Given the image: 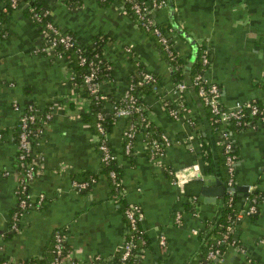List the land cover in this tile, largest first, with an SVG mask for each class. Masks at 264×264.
I'll use <instances>...</instances> for the list:
<instances>
[{
  "label": "crops",
  "instance_id": "crops-1",
  "mask_svg": "<svg viewBox=\"0 0 264 264\" xmlns=\"http://www.w3.org/2000/svg\"><path fill=\"white\" fill-rule=\"evenodd\" d=\"M165 1L155 10L154 19L166 28L171 49L183 61L179 71L184 74L193 47L202 44L209 62L204 75L218 84L223 106L254 98L264 101V0ZM30 3L20 2L7 10L6 1L0 0V260L19 263L49 255L53 233L62 229L70 254L84 264L96 255L102 263L131 264L119 260L126 228L123 199L143 209L141 225L148 244L141 264L195 263L203 247L205 225L221 210V196L202 192L205 186L217 185L218 173L216 129L202 100L188 86L184 93L187 110L179 117L170 114L177 81L175 65L121 1L39 0L49 10V18L70 30L80 45L87 46L99 37L105 40L103 53L112 66L102 77L101 88L109 97L104 104L106 114H112V102L121 98L141 71L157 77L156 90L143 91L142 99L151 121L171 142L163 160L154 163L140 130L126 152L123 130L127 118H114L107 143L116 156L113 166L123 187L124 195H118L102 160L94 126L83 118L89 108L87 97L68 78L62 58L35 51L45 33L27 10ZM30 104L40 112L51 104L55 107L33 145L40 164L28 181L31 203L13 230L11 219L18 202L17 125ZM232 138L237 155L235 184L252 186L263 196L257 214L235 222L231 231L237 246H223L221 264H264V122L253 120L233 131ZM209 151L213 170L202 158ZM193 163L206 170L207 178L189 180L181 190L165 169ZM80 181L89 184L79 189L74 182ZM40 194L43 200L38 204ZM245 194L246 190H237L240 207L246 205ZM194 198L196 212L186 211L185 202ZM177 210L182 212L181 224L175 221ZM161 235L164 246L159 244Z\"/></svg>",
  "mask_w": 264,
  "mask_h": 264
},
{
  "label": "built area",
  "instance_id": "built-area-1",
  "mask_svg": "<svg viewBox=\"0 0 264 264\" xmlns=\"http://www.w3.org/2000/svg\"><path fill=\"white\" fill-rule=\"evenodd\" d=\"M122 4L130 3V8L136 15V21L138 24H142L145 27L154 25V32L160 41L168 49L170 41L166 35V31L163 32L155 26L156 21L154 19V12L157 8L162 7L166 4L165 0H119ZM16 0H11V5H16ZM30 15L36 21V23L42 27L45 33V40L40 45L36 46L35 51L45 52L53 57H59L64 60L67 64L66 74L77 88L78 86H84L85 89L94 97L95 101H105L107 94L101 91L102 85V73L107 74L112 66L104 56L103 51L96 52L92 56H88L84 53V49L81 48L80 44L76 41L74 35L70 32H65L57 25L51 18H49V10L45 9L39 11L35 6L30 5ZM38 21V22H37ZM43 23V24H42ZM77 59L78 65L81 66L82 83L77 84L75 81L76 71L69 64V59L72 54L64 53V49H72ZM203 62H208V50L203 51ZM168 54L171 58H175L176 53L169 47ZM74 56V55H73ZM181 63L175 64V69H182ZM150 84L151 90H156L157 77L151 72L141 71L138 78L130 81L128 87L121 96L120 102H112V115L113 119L119 116L130 117L137 113V118H133L128 126L123 130L124 148L126 152H129L133 146L134 138L136 133L142 128L144 136V147H149V158L154 163H159L163 160L165 154V148L170 144V139L163 132L154 136L146 137L150 129L148 125L151 122L148 108L145 103L140 99L142 98L143 92L138 90V85ZM191 84L197 85V95L202 100V103L209 108L211 119L213 122H220L222 127L220 128L217 141L223 144V150L225 152V164L228 172L226 192L228 194H234L236 189L234 182V168L237 155L234 148V141L232 138L233 130L229 127L232 120L239 125L241 128H245L250 124L249 120L242 119L246 114L244 108H249L248 112L250 116H257V118L264 122V107H261L253 102V99L245 101H236L231 106H223L220 102V88L216 82L209 81L204 74L196 73L193 76ZM188 85L184 79L177 80L174 86V105L170 108V114L174 117H179L182 112L187 110V104L185 102V92ZM70 101V100H69ZM123 101V102H121ZM122 103V104H121ZM54 104L49 105L44 112H40L33 105L22 111L19 116L16 134L17 144V156L19 159V171L17 175V208L13 212L11 219V228L16 230L20 222V217L23 215L25 209L31 203L30 194L28 193V181L34 177L38 164L40 161L34 157L33 145L37 138H39L54 113ZM105 110L97 112V119L95 122L96 135L98 140V148L101 152L102 160L105 164H110L109 174L114 187L118 191V195L123 194V187L121 180L117 177L116 167L113 164L116 162V156L110 149L107 143V128L105 125ZM189 122H192L189 119ZM34 141V142H33ZM168 173L172 176V181L184 189L185 183H187L194 174L198 175L199 180H206L208 173L203 170L198 163H193L179 169L166 167ZM185 170L186 172L180 173ZM89 182L80 181L74 182V185L83 189L87 187ZM43 195L40 194L37 203H41ZM193 200V199H192ZM246 205L244 207L238 206L235 215V220L231 226H229V232L225 233L222 238L217 241L221 245L225 246L228 244L236 245V239L232 236V228L235 222L241 220L245 216H251L258 212V197L254 193L252 186H248L245 194ZM124 216L126 220L125 236L121 246V253L119 260L122 262H129L131 264H141L143 251L145 244L147 243L142 228V220L144 218L143 209L138 203H131L129 206L124 208ZM175 221L177 224L183 222V216L181 210H177L175 213ZM194 233H198L196 229L192 230ZM65 233L62 229H56L53 233V247L52 256L46 264H84L77 260L70 254L69 249L65 244ZM159 244L164 246L166 244L165 237L160 236ZM240 247V246H238ZM241 248V247H240ZM205 261L198 260L196 264H221L222 248L216 247L209 249L205 256ZM31 264H40L34 262ZM85 264H108L102 263L101 256L96 255L89 263Z\"/></svg>",
  "mask_w": 264,
  "mask_h": 264
},
{
  "label": "trees",
  "instance_id": "trees-1",
  "mask_svg": "<svg viewBox=\"0 0 264 264\" xmlns=\"http://www.w3.org/2000/svg\"><path fill=\"white\" fill-rule=\"evenodd\" d=\"M5 1H6L7 10H9L11 7H13L11 5V0H5ZM25 1H28L29 3L31 2L27 6V10H28L29 13H30V11H29L30 5L35 6L39 11H43V10L47 9L46 7L42 6L41 3H39V0H16V2H17L16 4H18L20 2H25ZM98 1L102 2V3H108V2H112L113 0H98ZM123 6L126 9V11L128 12V14L132 15L136 19V15L134 14L133 10L130 8V3H126L125 2L123 4ZM1 22H2V20L0 19V24H1ZM139 25L145 31L149 32L152 36H154L155 40L158 43L159 48L164 53V55L166 56L167 60L171 61L174 65L177 62H183L180 58H178V56H175V58H171L170 57V55L168 54V49H169V47L171 48V42L169 43L170 46L168 47V49L166 47H164V45L162 43H160V41L158 40V38H157V36H156V34L154 32V25H151L148 28L143 26L142 24H139ZM155 26L158 27L163 32L166 31V28L164 26H161V25H159L157 23L155 24ZM65 32L72 33L70 30H67V29H65ZM104 43H105V40L101 39L99 37V38H95L92 41V43L87 45V46H84V45H80V46H81V48L84 49V53L86 55L92 56L96 52H100V54H101V52L103 51ZM196 48H197V51H196V54H195V58H194V60H193V62L191 64V67H190L189 79H190L191 82H192L194 74H196L197 72L204 74V71H205V69L207 68V66L209 64V62H203V59H202L203 58V54H204L203 51L205 49L207 50V48L204 45H202V44H198L196 46ZM64 53L72 54L71 58L69 59V64L76 71V74H75L76 83L77 84H81L82 83V76H81L82 68H81L80 65H78L77 59L75 58V54L73 52V48L72 49H64ZM175 74H176V80H182V79L185 80L184 74L181 71H179V70L177 71L176 70ZM104 75L105 74L102 73L101 78ZM77 88H79L78 92L81 95L87 97L88 102H89L88 111L83 114L84 115L83 118L85 120H87L90 124H92V126H94V129H95V122H96V119H97V112L105 110L104 109V104L109 99V97L107 95V99L105 101L97 102V101H95L94 97L85 89L84 86L81 85V86H78ZM193 88H194L195 92H197V89H198L197 85H194ZM137 89L141 90L142 92L143 91L145 92V91H149L151 89V87H150V84L146 83V84H143V85H138ZM101 91L104 92L102 89H101ZM120 100L121 99L119 98V99H116L114 101L116 103H118V102H120ZM140 100L142 102H144L142 98ZM121 102H123V101H121ZM253 102L256 103L257 105L261 106V107H264V101L262 99L254 98ZM204 106L206 107L208 116H211L209 108L206 105H204ZM248 110H249V108H246V107L244 108V112L246 114L243 116L242 119H245L247 121L249 120L250 123L251 122L253 123V120H255V121L259 120L257 118V116L253 117V116L248 115L249 114ZM137 117H138L137 113H135L133 116L126 117L127 118L126 127L128 126V124L130 123V121L133 118H137ZM104 122H105V125H106V128H107V131H108L109 128L111 127V125H112V122H113V115L112 114H105V121ZM214 127H215V129L217 131V132L215 131L216 134L214 136V144L216 145L217 150H218V162H217V168H216L217 172H218L217 173V179L220 180V182L224 186L225 190H224V193L221 195V210H220L219 215L215 219L209 220L206 223V225H205V228L203 230V235H204L203 236V247H202L201 252L197 256L195 263L198 260L205 261L206 260L205 256H206L207 251L209 249L216 248V247L223 248V245H221V243L218 242L217 240L219 238H222L225 233H227V232L230 233L229 232V226H231L233 224V222L235 220L236 211L238 209L236 207V205H235V203H237V192H235L234 194H228L226 192V187H227L226 182H227V178H228L229 174H228L227 169H226L225 152L223 150V144L219 143L217 141V138H218L217 135H218V132H219L220 128L222 127V125H221L220 122H214ZM229 127L233 131H237V130L242 129L241 128L242 126L237 124L235 122V120L231 121ZM148 129H150L151 132H149V134L146 136L147 138L149 136H154L155 137L157 134L161 133V131L157 128V126L152 121L149 123ZM140 130H142V128ZM95 131H96V129H95ZM145 148L148 151V155H149V147L146 146ZM234 148H235V144H234ZM235 152H236V148H235ZM202 158H203V160L205 159L207 161V163H208L207 166H209L207 168H209L210 170H213L215 165L213 166L211 151H209L207 154H205V152H203ZM105 165H107L106 168L110 169V167H111L110 164H105ZM167 167H169V166H167ZM165 171L168 172L166 169H165ZM116 172L118 174L117 177L119 178V173H118V169L117 168H116ZM254 193L258 197V201H259L258 204H259L260 200L262 199V196H263L262 192L254 190ZM120 202H121V205L123 207V210H124V208L129 206V204L124 202L123 199ZM185 210L189 211V212H196V210H197V200L195 198L193 200H187L185 202ZM258 210H259V206H258ZM147 244L148 243L145 244V248L147 247ZM52 247H53V242H52V246H51V250H50V254L49 255L36 257V258H30L29 260H26L24 262H19V263H16V262H13V261H8V260H0V264H31V263H34V262H39L40 264H46L50 260V258L52 256ZM126 261L130 262V260H126ZM195 263H193V264H195Z\"/></svg>",
  "mask_w": 264,
  "mask_h": 264
},
{
  "label": "water",
  "instance_id": "water-1",
  "mask_svg": "<svg viewBox=\"0 0 264 264\" xmlns=\"http://www.w3.org/2000/svg\"><path fill=\"white\" fill-rule=\"evenodd\" d=\"M174 27H176V26H174ZM196 51H197V48L194 46L193 50H192V54H191L190 58L188 59V62L186 64V66H185V71H184L185 82L193 90H194V88H193V85L191 84V81L189 79V75H190V67H191V64H192V62H193V60L195 58ZM184 172H186V171L185 170L180 171V173H184ZM192 179H198V175L194 174V176H192L190 180H192ZM216 183H217V185L214 186V187L205 186L203 188V191H202L203 194L212 195V196H221L224 193L225 188L221 184L220 180L217 179ZM232 188L236 189L235 192H237V190H238L239 193H240L241 190H246L247 189V185H235Z\"/></svg>",
  "mask_w": 264,
  "mask_h": 264
}]
</instances>
